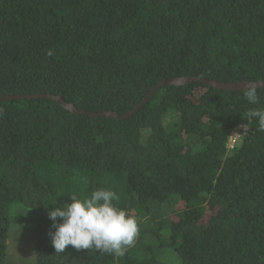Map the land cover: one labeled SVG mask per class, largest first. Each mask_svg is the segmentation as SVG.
Listing matches in <instances>:
<instances>
[{"label": "trees", "instance_id": "16d2710c", "mask_svg": "<svg viewBox=\"0 0 264 264\" xmlns=\"http://www.w3.org/2000/svg\"><path fill=\"white\" fill-rule=\"evenodd\" d=\"M187 76L264 81V0H0V97L38 95L0 99V264L15 205L38 210L35 264H264V132L248 117L264 87L252 105L246 89L164 84L126 118L90 114ZM98 188L137 217L134 246L56 253L49 208Z\"/></svg>", "mask_w": 264, "mask_h": 264}, {"label": "clouds", "instance_id": "9594fccd", "mask_svg": "<svg viewBox=\"0 0 264 264\" xmlns=\"http://www.w3.org/2000/svg\"><path fill=\"white\" fill-rule=\"evenodd\" d=\"M53 50L49 49L48 56ZM262 87L257 81H249L244 93L252 104L259 103L258 90ZM250 118H258V130L264 132V108L256 107L248 113ZM248 127L239 124L231 129L226 141V150L232 151L240 142L243 131ZM238 130L233 147L228 146L232 131ZM117 192L111 188H98L89 196L71 195V202L49 208L48 216L54 231L50 232L51 242L56 253H62L66 246L76 249H95L104 254L123 257L128 248L134 246L138 235V219L118 206ZM59 218V220H58Z\"/></svg>", "mask_w": 264, "mask_h": 264}, {"label": "rangeland", "instance_id": "374dc122", "mask_svg": "<svg viewBox=\"0 0 264 264\" xmlns=\"http://www.w3.org/2000/svg\"><path fill=\"white\" fill-rule=\"evenodd\" d=\"M165 204L162 207L167 210ZM38 218V210L29 206L15 205L10 209L5 264H35L31 235ZM169 258L177 260L175 255Z\"/></svg>", "mask_w": 264, "mask_h": 264}, {"label": "water", "instance_id": "95a60500", "mask_svg": "<svg viewBox=\"0 0 264 264\" xmlns=\"http://www.w3.org/2000/svg\"><path fill=\"white\" fill-rule=\"evenodd\" d=\"M195 80H200V81H203L204 83H206L210 86H213L217 89H225V90H243V89H246V86L248 85V82H249V81H237V82L224 83V82H220V81H216V80L198 79L195 77H188V76L175 78V79H167V80H164V81L160 82L159 84H157L138 106H136L133 110H130L123 115H119L115 112H110V111H103V112H99V113L98 112H91L90 114L91 115L105 114V115L120 118V119L126 118L129 115H131V113L138 110L145 102H147L151 93H153L157 89V87H159L160 85H164V84H176V85H178V84H183V83H187V82L195 81ZM257 82L260 83L262 85V87H264V81L258 80ZM24 97H38V95L21 94V95H17V96H1L0 99L6 100V99H11V98H24ZM48 97L53 98L54 100L58 101L64 108L70 110L71 112L85 113L84 110H78L72 104L64 102L60 98V96H50L49 95Z\"/></svg>", "mask_w": 264, "mask_h": 264}, {"label": "built area", "instance_id": "2783aa9c", "mask_svg": "<svg viewBox=\"0 0 264 264\" xmlns=\"http://www.w3.org/2000/svg\"><path fill=\"white\" fill-rule=\"evenodd\" d=\"M237 137H238V130L232 131L228 140L229 147H233L234 141L237 139Z\"/></svg>", "mask_w": 264, "mask_h": 264}]
</instances>
